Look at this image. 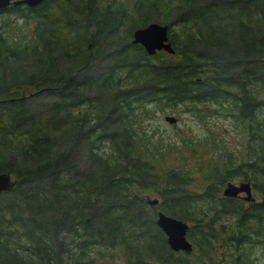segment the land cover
<instances>
[{
    "label": "trees",
    "instance_id": "1",
    "mask_svg": "<svg viewBox=\"0 0 264 264\" xmlns=\"http://www.w3.org/2000/svg\"><path fill=\"white\" fill-rule=\"evenodd\" d=\"M150 21L172 53L131 41ZM149 103L202 124L222 112L242 148L208 134L172 155L143 130ZM0 171L16 179L0 191V264H264V0L0 8ZM236 176L251 200L222 193ZM157 209L187 223L189 251L168 246Z\"/></svg>",
    "mask_w": 264,
    "mask_h": 264
},
{
    "label": "rangeland",
    "instance_id": "2",
    "mask_svg": "<svg viewBox=\"0 0 264 264\" xmlns=\"http://www.w3.org/2000/svg\"><path fill=\"white\" fill-rule=\"evenodd\" d=\"M8 15L7 20L9 24L16 27L11 29V34L13 31H16V35L18 36L19 30L24 24L23 19L21 17L13 16V14ZM35 102L36 99L34 98L30 100L31 105H34ZM37 102L39 103V101ZM148 107L154 110L148 119L143 120V130L147 135L151 134V142L154 144H162L169 139L172 142L170 147L171 152L169 151L172 155L188 154V151H186L184 146L181 145V141L182 139H185V137L191 140H202L204 138L208 139V134H212L215 139L220 140L221 145L231 152L238 153L239 149L242 148V127L240 128L238 123L233 121L230 116L224 115L222 112H218L209 117L204 116V122L202 124L188 111L179 110V113H176L173 109L169 108L165 109L171 110L172 112L160 111L153 106V103H149ZM178 109L184 108L179 105ZM166 115L174 116L175 119L172 122H169L165 119ZM217 153V151L213 152V149L212 152L207 151V154L211 157H215ZM241 178L242 177L236 176L234 179H231V181L236 183ZM242 194L243 193H240V195ZM253 195L256 197L254 192ZM256 255L259 256V253ZM257 262L259 264L261 263V260H258Z\"/></svg>",
    "mask_w": 264,
    "mask_h": 264
},
{
    "label": "water",
    "instance_id": "3",
    "mask_svg": "<svg viewBox=\"0 0 264 264\" xmlns=\"http://www.w3.org/2000/svg\"><path fill=\"white\" fill-rule=\"evenodd\" d=\"M42 0H0V7L7 4L25 3L28 6H33ZM167 24L150 21L143 26L135 27L131 32V41L139 43L144 51L148 54L155 52L158 49H164L167 52H173V48L168 39ZM168 121H173V116H165ZM15 179L12 178L9 171H0V191H4L12 187ZM243 191L244 199H249L250 185L248 181H239L233 183L227 181L222 188V193L228 196H234L237 192ZM150 203H155L156 199H148ZM156 225L162 230L165 235V240L168 246L173 250L189 251L191 244L188 241L185 233L187 223L179 218L163 213L161 210L156 212Z\"/></svg>",
    "mask_w": 264,
    "mask_h": 264
}]
</instances>
